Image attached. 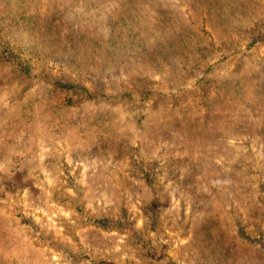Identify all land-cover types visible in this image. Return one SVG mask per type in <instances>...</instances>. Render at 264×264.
Here are the masks:
<instances>
[{
  "label": "rangeland",
  "instance_id": "1",
  "mask_svg": "<svg viewBox=\"0 0 264 264\" xmlns=\"http://www.w3.org/2000/svg\"><path fill=\"white\" fill-rule=\"evenodd\" d=\"M0 264H264V0H0Z\"/></svg>",
  "mask_w": 264,
  "mask_h": 264
}]
</instances>
